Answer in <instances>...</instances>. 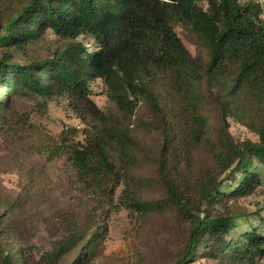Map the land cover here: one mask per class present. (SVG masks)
Instances as JSON below:
<instances>
[{
    "label": "trees",
    "instance_id": "1",
    "mask_svg": "<svg viewBox=\"0 0 264 264\" xmlns=\"http://www.w3.org/2000/svg\"><path fill=\"white\" fill-rule=\"evenodd\" d=\"M263 14L264 8L249 0H0V116L20 97L67 99L83 130L71 127L57 139L37 141L34 154L52 182L77 190L100 209L113 204L119 189L138 184L136 170L155 162L149 137L161 141L163 156L175 130L189 128L191 141L223 172L231 170L232 186L220 188L210 180L193 203L188 195L196 187L165 160L163 167L156 163L161 199L133 206L156 212L158 219L180 215L190 224L188 247L177 264L200 258L260 264L264 207L209 214L212 207L226 210L251 196L262 184L252 165L264 164ZM176 27L193 38L199 56L188 50ZM49 31L68 40L64 50L52 59L16 62L17 51ZM98 80L109 89L112 111L98 109L91 99V84ZM141 106L151 117L140 115ZM229 119L259 142L235 144ZM79 135L83 140H76ZM84 226L72 229L43 257L44 264H90L103 233L91 228L86 234ZM27 256L15 246L0 264H28Z\"/></svg>",
    "mask_w": 264,
    "mask_h": 264
},
{
    "label": "rangeland",
    "instance_id": "2",
    "mask_svg": "<svg viewBox=\"0 0 264 264\" xmlns=\"http://www.w3.org/2000/svg\"><path fill=\"white\" fill-rule=\"evenodd\" d=\"M175 30L192 55L199 56L193 38L181 27ZM67 44L66 38L49 31L42 40L24 51H17L14 58L21 65L52 59ZM206 89L209 92L208 85ZM108 90L101 80L91 84V99L103 111L115 109ZM139 113L151 117L142 111V106ZM209 113H214L213 107L209 108ZM213 124L216 132L217 116ZM71 127L82 131L84 126L67 99L20 97L8 113L0 116V251L4 253H0L1 259L15 246H20L28 255V264H44L43 257L54 251L72 229L87 225L84 226L88 229L86 234H90L91 228H100L103 233L99 250L90 264H177L188 247L190 224L180 215L170 213L158 219L156 212L150 209L142 212L133 203L151 205L161 199L157 164L163 167L165 160L179 173L183 171L190 185L196 187V191L188 195L193 203H199L201 187L210 180H216L219 187H231L235 181L231 170L223 172L220 163L191 141L189 128L180 126L163 156L161 141L149 137L147 143L155 162L136 170L138 184L119 189L113 204L104 203L100 209L77 190L52 182L42 173L34 154L37 141L57 139L63 130ZM229 131L237 145L259 142L255 134L233 119H229ZM83 138L79 135L76 140ZM252 169L262 179L256 192L237 199L226 210L211 206L210 216L231 215L233 211L256 212L264 207V164L254 162ZM57 173L60 175L59 170ZM210 245L215 246L213 239ZM192 261L186 264H215L202 258ZM260 264H264V259Z\"/></svg>",
    "mask_w": 264,
    "mask_h": 264
},
{
    "label": "built area",
    "instance_id": "3",
    "mask_svg": "<svg viewBox=\"0 0 264 264\" xmlns=\"http://www.w3.org/2000/svg\"><path fill=\"white\" fill-rule=\"evenodd\" d=\"M249 1H252V2L258 4L260 7L264 8V0H249ZM261 18L264 21V14L262 15Z\"/></svg>",
    "mask_w": 264,
    "mask_h": 264
}]
</instances>
